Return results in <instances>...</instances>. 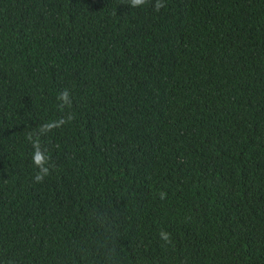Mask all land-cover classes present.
<instances>
[{
  "label": "trees",
  "instance_id": "16d2710c",
  "mask_svg": "<svg viewBox=\"0 0 264 264\" xmlns=\"http://www.w3.org/2000/svg\"><path fill=\"white\" fill-rule=\"evenodd\" d=\"M0 264H264V0H0Z\"/></svg>",
  "mask_w": 264,
  "mask_h": 264
},
{
  "label": "clouds",
  "instance_id": "9594fccd",
  "mask_svg": "<svg viewBox=\"0 0 264 264\" xmlns=\"http://www.w3.org/2000/svg\"><path fill=\"white\" fill-rule=\"evenodd\" d=\"M144 3H145V0H131V4L133 6H139V5H142ZM161 6L162 5L158 4L157 9ZM43 159H44L43 155L41 154V152L39 150H37V152L34 156V162L39 166L43 163ZM45 172H46V169H45ZM37 179H42V177L38 176Z\"/></svg>",
  "mask_w": 264,
  "mask_h": 264
}]
</instances>
